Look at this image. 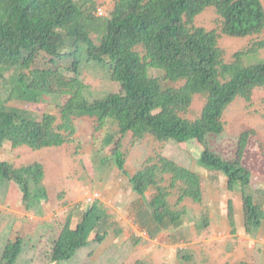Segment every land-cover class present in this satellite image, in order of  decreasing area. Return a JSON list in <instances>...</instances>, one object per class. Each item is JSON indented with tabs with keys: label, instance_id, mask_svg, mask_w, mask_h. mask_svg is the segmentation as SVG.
Here are the masks:
<instances>
[{
	"label": "trees",
	"instance_id": "obj_1",
	"mask_svg": "<svg viewBox=\"0 0 264 264\" xmlns=\"http://www.w3.org/2000/svg\"><path fill=\"white\" fill-rule=\"evenodd\" d=\"M211 8L222 20L220 33L194 27L197 17ZM96 12L94 0H0V85L8 92L7 99L0 97V148L6 143L14 149L26 147L34 152L61 148L75 143L77 120L90 118L95 120L97 132L109 125L117 127V132L105 135L100 151L113 147L111 156L117 169L126 172L127 155L121 140H117L119 136L131 134L137 141L152 136L159 142L177 144L198 141L206 147L199 165L224 175L229 191H241L246 231L257 233L264 225V209L251 193L252 172L244 165L252 133L239 137L237 151L230 160L214 152L209 139L224 133V114L245 96L247 83L264 78V59L246 63L264 51V39L236 53L231 63L226 62L219 45L222 36L246 39L264 34V2L116 0L110 16L98 17ZM40 55L50 57L56 67L60 62H72L68 69L76 75L85 64L106 69L110 80L122 86L123 93L90 101L40 82L26 73L27 60H36ZM151 69L164 72V79L171 84H184L180 88L167 87L150 75ZM45 74L62 78L58 73ZM52 95L69 99L58 108L57 115L45 114L41 119L4 106L10 101L40 103ZM196 95L205 96L206 104L200 118L190 121L182 114L188 112ZM44 181L41 163L16 168L0 160V194L7 196L10 185L16 184L25 210L38 216L44 214V202L49 199ZM130 182L143 199L155 192L137 220L151 239L183 226L187 209L177 207L186 200L208 205L205 178L164 157L149 159ZM174 191L178 200L172 205ZM229 219L234 227L232 203ZM110 220L101 204L84 212L76 227L69 219L54 242L47 264L73 261L90 246L94 234L95 241L103 243L109 235ZM24 251L22 239L7 243L0 264H19Z\"/></svg>",
	"mask_w": 264,
	"mask_h": 264
},
{
	"label": "rangeland",
	"instance_id": "obj_2",
	"mask_svg": "<svg viewBox=\"0 0 264 264\" xmlns=\"http://www.w3.org/2000/svg\"><path fill=\"white\" fill-rule=\"evenodd\" d=\"M94 1L106 17L112 13L116 0ZM221 26L222 20L213 8L197 17L194 23L195 28L219 33ZM93 39L96 37L93 36ZM263 39L264 34L246 39L222 36L219 45L225 52L226 62L231 63L236 53L248 50L254 42ZM138 51L143 54L141 47ZM262 59L264 51L246 63L255 64ZM71 64L65 61L56 67L50 57L40 55L36 60H27L26 73L40 82L83 95L90 101L123 93L122 86L110 80L106 69L85 64L76 75L69 72ZM46 71L58 73L62 78L49 76L45 74ZM150 75L167 87L180 88L184 84L167 82L164 72L156 69H151ZM0 97L8 98L2 84ZM68 99L64 95H52L40 103L10 101L4 106L8 110H18L28 117L41 119L45 114L57 115L58 108ZM205 104L206 97L196 95L190 109L182 116L190 121L197 120ZM222 121L225 131L221 136L210 138L209 147L223 159L230 160L237 151L239 137L245 132L252 133L244 165L252 172L251 193L264 209V78L254 84L247 83L245 96L238 98L228 108ZM76 126L75 143L38 152L26 147L12 149L6 157L16 168L32 162L41 163L45 168L44 186L49 199L44 202V214L38 216L25 211L20 196L18 199L16 195L12 197V193L9 197L0 194V256L7 243L22 239L25 241V251L19 264H47L54 242L67 221L71 219L72 227H76L83 213L92 206L87 202V197L99 194L101 200L95 204H101L111 219L107 239L99 244L94 234L88 248L80 251L73 261L62 264H135L137 261L145 264H235L245 261L264 264V225L260 233L242 234L241 238L237 229L233 234L228 219L229 205L233 204L236 222L244 225L242 194L240 190L229 191L224 175L208 172L199 165L205 146L198 141L177 144L159 142L152 136L141 141L135 140L131 134L124 138L119 136L117 140H121L127 155L126 172H121L111 156L113 147L105 152L100 151L105 135L117 132V127L109 125L97 132L95 120L90 118L77 120ZM158 157L172 160L203 176L207 183L208 205L186 200L177 207L187 209L183 226L180 229L171 228L157 239H151L137 220L155 192H149L143 199L133 191L130 179L143 169L149 159ZM177 200L178 195L174 191L170 199L172 205ZM250 238L259 242L254 250L253 243L245 240Z\"/></svg>",
	"mask_w": 264,
	"mask_h": 264
},
{
	"label": "crops",
	"instance_id": "obj_3",
	"mask_svg": "<svg viewBox=\"0 0 264 264\" xmlns=\"http://www.w3.org/2000/svg\"><path fill=\"white\" fill-rule=\"evenodd\" d=\"M12 149H14L13 148V146L11 145V143H6L2 148H0V156H3V157H5L4 159H3V157L1 158L0 157V160L1 161H3V162H9L10 163V160H9V158H6L7 156H9V152L12 150ZM19 149H21V148H19ZM7 154V155H6ZM32 163H36V162H32ZM32 163H29V164H27L26 166H28V165H30V164H32ZM37 163H39V162H37ZM12 164V163H11ZM21 167H24V166H20V167H18V168H21ZM205 170V169H204ZM207 171V170H206ZM209 172V171H208ZM227 180V179H226ZM9 194H7V196L9 197L10 196V194L12 193V197H14V195H16L17 197H18V199H19V196H20V203H21V205L23 206V208H24V205H23V203H22V199H23V197L21 196L22 195V193H21V189L19 188V186H17L16 184H14V183H12L11 185H10V189H9V192H8ZM19 194V195H18ZM25 209V208H24ZM26 211V210H25ZM27 212V211H26ZM29 213V212H28ZM228 217H229V215H228ZM229 219V218H228ZM229 225H230V227L232 228V232H233V234H236V230L238 229L239 230V232L241 233H239L240 235H241V238H242V234L243 235H247V231H246V228H245V224L244 225H242V224H238L237 222H236V220H235V217H234V227L231 225V221H230V219H229ZM226 224V223H225ZM209 228H211V226H209ZM262 229V228H261ZM261 229L257 232V233H260V231H261ZM212 230H214V229H212ZM204 232V231H203ZM256 234V233H255ZM93 236V235H92ZM233 236H235V235H233ZM246 240V242L248 241V242H252L253 244H252V249L254 250L255 248H256V246H257V244L259 243V242H257L256 240H252L251 238L250 239H245ZM90 241H92V237H91V239H90ZM241 263H243V262H241ZM244 263H249V262H244ZM235 264H239V263H235ZM249 264H252V263H249Z\"/></svg>",
	"mask_w": 264,
	"mask_h": 264
},
{
	"label": "built area",
	"instance_id": "obj_4",
	"mask_svg": "<svg viewBox=\"0 0 264 264\" xmlns=\"http://www.w3.org/2000/svg\"><path fill=\"white\" fill-rule=\"evenodd\" d=\"M97 13H98V15L100 17H104L106 15L102 9H98V12ZM99 200H101V196L99 194H94V195H91V196H88L87 197V202L90 205H94Z\"/></svg>",
	"mask_w": 264,
	"mask_h": 264
}]
</instances>
